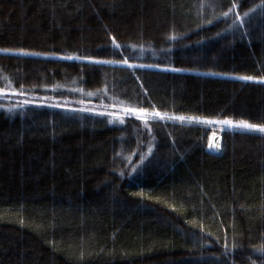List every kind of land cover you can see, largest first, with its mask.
<instances>
[{
  "label": "trees",
  "instance_id": "trees-1",
  "mask_svg": "<svg viewBox=\"0 0 264 264\" xmlns=\"http://www.w3.org/2000/svg\"><path fill=\"white\" fill-rule=\"evenodd\" d=\"M241 120L264 0H0V264H264Z\"/></svg>",
  "mask_w": 264,
  "mask_h": 264
},
{
  "label": "snow or ice",
  "instance_id": "snow-or-ice-1",
  "mask_svg": "<svg viewBox=\"0 0 264 264\" xmlns=\"http://www.w3.org/2000/svg\"><path fill=\"white\" fill-rule=\"evenodd\" d=\"M223 15L224 16H227L228 15V13L227 12H225V13H223ZM245 15H247V13H245ZM237 19H240V17L239 16H237ZM119 47V46H118ZM3 51H8V50H3ZM20 52H21V54L22 55H40V53H31V52H25L24 50H20ZM64 59H68V60H71V59H73V57L72 56H67V57H63ZM97 63H99V62H97ZM174 71H179L180 69H173ZM241 79H244V80H252V79H254L253 77H251V76H245V77H241ZM21 94H23V93H21ZM30 103H35V101H24V104H30ZM24 105H19V107H23ZM54 106H56V107H63L62 105H54ZM7 111L8 112H11L12 111V109L11 108H8L7 109ZM130 111H136V110H130ZM146 110H144V109H140L139 110V112H145ZM155 115H157V116H159L160 115V113L159 112H157V113H155ZM141 118H143V117H141ZM177 119H180V120H183V119H185L183 116H181V117H177ZM220 123H223V124H226V125H233V121L232 120H228V119H225V120H223V121H219ZM236 126H238V127H242V128H244V129H248V130H252V131H257V132H259V133H264V124H261V125H257V124H251V123H249V122H247V121H244V120H241V121H238V122H236ZM212 145H210V147H211ZM215 147L216 148H219L220 147V145L219 144H216L215 145ZM122 175H123V173H121Z\"/></svg>",
  "mask_w": 264,
  "mask_h": 264
},
{
  "label": "rangeland",
  "instance_id": "rangeland-1",
  "mask_svg": "<svg viewBox=\"0 0 264 264\" xmlns=\"http://www.w3.org/2000/svg\"><path fill=\"white\" fill-rule=\"evenodd\" d=\"M217 123H219V122H217ZM233 125H234V123H233ZM233 125H226V124H223V123H221V126H233ZM218 140H219V137H218V135L217 134H214L213 136H212V138H211V145H212V147L214 146V144H216L217 142H218Z\"/></svg>",
  "mask_w": 264,
  "mask_h": 264
}]
</instances>
